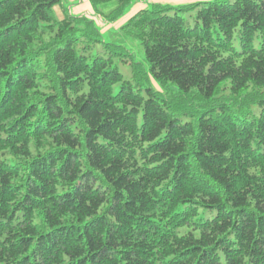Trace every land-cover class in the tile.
<instances>
[{
  "label": "trees",
  "instance_id": "obj_1",
  "mask_svg": "<svg viewBox=\"0 0 264 264\" xmlns=\"http://www.w3.org/2000/svg\"><path fill=\"white\" fill-rule=\"evenodd\" d=\"M88 1L0 0V264H264V0Z\"/></svg>",
  "mask_w": 264,
  "mask_h": 264
},
{
  "label": "rangeland",
  "instance_id": "obj_2",
  "mask_svg": "<svg viewBox=\"0 0 264 264\" xmlns=\"http://www.w3.org/2000/svg\"><path fill=\"white\" fill-rule=\"evenodd\" d=\"M62 1L64 4L67 3L64 0H62ZM152 1L158 2V1H164V0H152ZM194 1H205V0H173V1L169 0L168 2H165V3L171 4V5H178V4L193 3ZM66 5H67L66 6L67 8L71 7V4L67 3ZM147 5H149V4H146V3L136 4L135 6H133L129 10V12H127L122 18H120L118 21H116L114 23L105 20L102 17V15L100 13L95 12L92 9V7H91V10H89L85 13V16L92 19L95 22L96 26H98V28L103 33L106 40L117 42L120 44H124L134 54L135 59H137L138 61H143L144 60V51H143L142 46L138 43V41L133 40L131 38H128L127 33L130 29H127V31H125V29H122L121 26L123 24H125L127 22V20L137 12V10H139L143 7H146ZM59 7H60L59 5H56L53 7L54 15L57 18H61L60 17V15H61L60 9H62V8H59ZM191 13H192V15L195 14L194 11ZM186 16L188 17V14H186ZM191 17H194V16H191ZM191 17H190V19H192ZM119 69L124 74L125 78H129L128 76L130 74V70H129L130 67L128 64H126V63L119 64Z\"/></svg>",
  "mask_w": 264,
  "mask_h": 264
},
{
  "label": "crops",
  "instance_id": "obj_3",
  "mask_svg": "<svg viewBox=\"0 0 264 264\" xmlns=\"http://www.w3.org/2000/svg\"><path fill=\"white\" fill-rule=\"evenodd\" d=\"M68 4H71V7L67 8V11L74 15H85V13L91 10V4L88 0H64ZM66 3V4H67ZM64 4V3H63ZM64 4L65 6H67ZM61 8V7H59ZM62 17L64 15L63 9H60Z\"/></svg>",
  "mask_w": 264,
  "mask_h": 264
}]
</instances>
